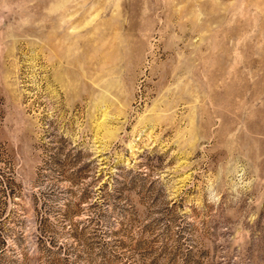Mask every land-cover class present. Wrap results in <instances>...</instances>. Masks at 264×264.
<instances>
[{
	"label": "rangeland",
	"instance_id": "obj_1",
	"mask_svg": "<svg viewBox=\"0 0 264 264\" xmlns=\"http://www.w3.org/2000/svg\"><path fill=\"white\" fill-rule=\"evenodd\" d=\"M0 264H264V0H0Z\"/></svg>",
	"mask_w": 264,
	"mask_h": 264
}]
</instances>
